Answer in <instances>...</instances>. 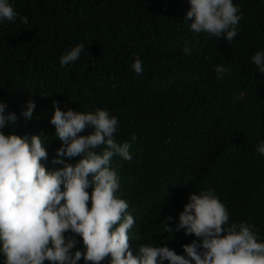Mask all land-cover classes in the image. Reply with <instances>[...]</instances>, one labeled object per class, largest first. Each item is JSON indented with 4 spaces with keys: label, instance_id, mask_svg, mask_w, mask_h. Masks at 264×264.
<instances>
[{
    "label": "trees",
    "instance_id": "1",
    "mask_svg": "<svg viewBox=\"0 0 264 264\" xmlns=\"http://www.w3.org/2000/svg\"><path fill=\"white\" fill-rule=\"evenodd\" d=\"M233 2L240 5V18L227 42L190 29L191 18L184 20L188 0H14L13 7L28 19L23 23L18 16L0 26V100L17 116L4 131L42 132L47 170L61 166L52 162L61 143L50 122L53 101L61 109L107 108L117 116V141L136 136L129 148L133 159L112 158L120 179L149 168L155 203L166 200L163 189L172 193L174 181H163L161 172L174 168L188 178L195 175L198 190L209 187L206 178L220 163L193 171L205 156H223L215 146L223 142L236 182L217 194L234 199L229 202L233 218L251 221L264 239V156L255 151L264 138V73L250 60L255 50L264 49V0ZM78 42L85 44L80 57L61 65L60 54ZM184 47L191 51L185 54ZM137 56L140 73L131 68ZM217 63L231 68L225 75L237 80V92L218 91L223 79H216ZM238 84L244 92L240 98ZM29 98L35 101L34 116L25 119L21 110ZM65 159L74 162L79 156ZM86 190L90 194L91 186ZM184 240H177L178 253L191 239ZM77 264H85L83 256Z\"/></svg>",
    "mask_w": 264,
    "mask_h": 264
},
{
    "label": "clouds",
    "instance_id": "2",
    "mask_svg": "<svg viewBox=\"0 0 264 264\" xmlns=\"http://www.w3.org/2000/svg\"><path fill=\"white\" fill-rule=\"evenodd\" d=\"M13 4L14 0H0V26H6L18 16L27 23V16L20 15ZM188 5L184 20L191 18L190 29L232 41L240 18L238 3L188 0ZM84 45L78 42L65 49L59 63L77 60ZM190 51L189 47L183 48L185 54ZM250 60L258 72L264 73V49L255 50ZM213 67L216 79H223L218 91L229 94L232 87L237 92V80L226 76L231 68L221 63ZM131 68L136 73L143 71L138 56L132 60ZM238 88L236 98L244 96L239 84ZM25 103L21 114L30 119L34 116L35 101L29 98ZM6 104V100H0V261L3 264H43L45 260L49 264H77L81 256L85 264L88 261L96 264L104 258L107 264H164L165 261L166 264H264V239L254 224L245 220L237 222L229 207L234 199L217 194L236 182L232 164L227 162L229 146L225 143L215 145L223 151V156H205L193 171L220 163L219 170L206 178L209 187L198 190L195 175L188 178L181 169L174 168L161 172L163 181L168 179L170 184L174 181L170 185L172 193L163 189L160 194H166V200L155 203L151 197L153 184L146 178L149 168L144 167L139 176L120 179L112 158L118 155L123 161L130 160L133 152L129 148L136 136L132 133L131 139L117 141L114 135L117 116L107 108L61 109L53 101L50 122L61 143L54 150L52 162L61 166L46 170L42 163L47 157L42 146L44 134L6 133L5 127L17 119L14 111L6 109ZM85 129L89 131L85 133ZM200 137L197 132L196 138ZM255 151L264 156V138L256 143ZM75 156L79 159L74 162L65 159ZM89 186L90 194L86 190ZM230 194L233 193L224 192L223 196ZM184 237V241L191 240L182 243L183 252L178 253L177 240Z\"/></svg>",
    "mask_w": 264,
    "mask_h": 264
}]
</instances>
